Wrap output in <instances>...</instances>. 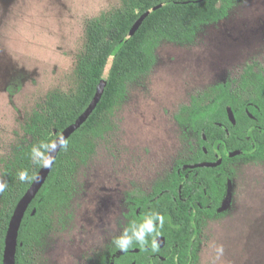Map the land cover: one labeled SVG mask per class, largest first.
<instances>
[{
    "label": "rangeland",
    "instance_id": "1",
    "mask_svg": "<svg viewBox=\"0 0 264 264\" xmlns=\"http://www.w3.org/2000/svg\"><path fill=\"white\" fill-rule=\"evenodd\" d=\"M121 6L122 0H0V175L2 162L28 140L25 126L38 106L74 86L87 25ZM156 56L79 168L73 218L38 264H91L116 248L113 238L133 223L130 200L154 194L179 160L197 153L190 110L213 102L220 87L254 88L244 69L264 70V0H242L203 26L193 44L163 41ZM223 171L228 181L217 215L204 218L197 264H264V164L233 157Z\"/></svg>",
    "mask_w": 264,
    "mask_h": 264
},
{
    "label": "trees",
    "instance_id": "2",
    "mask_svg": "<svg viewBox=\"0 0 264 264\" xmlns=\"http://www.w3.org/2000/svg\"><path fill=\"white\" fill-rule=\"evenodd\" d=\"M241 1L122 0L120 8L87 25L85 50L78 60L74 86L67 92L55 90L47 96L25 126L28 140L2 162L0 177L8 186L0 193V264H4L14 211L35 180L21 182L17 173L27 169L36 178L42 169L31 159L32 146L56 140L87 110L101 81H106L101 101L68 139L67 150L61 149L26 213L16 264H38L55 243L60 229L70 224L78 170L94 154L98 141L109 133V116L125 100L128 87L155 66L159 45L163 41L181 46L193 44L203 26L225 18ZM137 10V14L133 13ZM145 14L143 24L131 35ZM252 68L248 67L245 81L254 88L220 87L215 90L218 95L213 102L190 110L188 122L199 138L200 151L191 159L179 160L173 172L157 184L154 194L130 200L133 222L140 223L153 212L165 217L161 234L156 237L159 251L152 252L153 236L149 235V244L143 250L135 242L127 253L108 248L91 264H197L204 218L217 215L222 196L219 191L228 181L223 169L231 159L229 153L242 151L238 157L254 163L264 157V76L255 79ZM219 158L224 160L220 167L190 168L218 162Z\"/></svg>",
    "mask_w": 264,
    "mask_h": 264
},
{
    "label": "water",
    "instance_id": "3",
    "mask_svg": "<svg viewBox=\"0 0 264 264\" xmlns=\"http://www.w3.org/2000/svg\"><path fill=\"white\" fill-rule=\"evenodd\" d=\"M146 17H147V14H145L143 17H141V19H139V21L134 25L133 29L131 30L130 32L131 35H134L137 32V30L141 27ZM106 85H107L106 81L104 80L101 81L98 87L97 93L93 101L87 108V110L77 119V121L73 125H71L65 131H63L62 134L56 140H58L60 137H63L66 141H68V139L77 130H79L82 127V125L88 120V118L91 116V114L94 112L97 105L101 101ZM231 117H233L232 114H231ZM60 151L61 149H57L56 152H53L51 154L54 157L52 166L50 168L42 167L37 177L35 178L34 182L32 183L31 187L26 192V194L22 197V199L19 201L14 211L13 217L9 225L7 237H6L4 264H16L18 239H19V233H20L23 220L26 216V213L30 205L32 204V202L37 197L38 193L40 192V190L43 188L44 184L46 183ZM241 153L242 151H235L231 153L230 155L231 157H236L240 155ZM221 164H222V160H219L216 163H206V162L200 163L194 166H190V168H203V167L216 168L220 166Z\"/></svg>",
    "mask_w": 264,
    "mask_h": 264
},
{
    "label": "clouds",
    "instance_id": "4",
    "mask_svg": "<svg viewBox=\"0 0 264 264\" xmlns=\"http://www.w3.org/2000/svg\"><path fill=\"white\" fill-rule=\"evenodd\" d=\"M67 147L68 143L63 137L51 142H41L39 145L34 144L31 148V159L35 164L50 168L54 161L51 154L56 152L57 149L67 150ZM17 177L21 182H30L35 179L34 176L29 175L27 169L19 171ZM7 186L6 181L0 180V193H3ZM157 221L159 222V228L157 227ZM164 221L165 217L162 214L158 212L150 213L143 218L142 222H133L128 228H125L121 235L113 238L112 243L117 249L125 253L134 246V242L143 250L145 245L149 244L147 237L152 235L151 250L152 252H158L159 244L156 237L161 234L159 229L163 228ZM217 251L222 253L223 249L219 248Z\"/></svg>",
    "mask_w": 264,
    "mask_h": 264
},
{
    "label": "flooded vegetation",
    "instance_id": "5",
    "mask_svg": "<svg viewBox=\"0 0 264 264\" xmlns=\"http://www.w3.org/2000/svg\"><path fill=\"white\" fill-rule=\"evenodd\" d=\"M255 73L254 72H252L253 73V75L252 76H254V78L255 79H258V75H262V76H264V70H263V68L262 67H260L259 65H256L255 67ZM247 70H248V67H246L245 69H244V74H246L247 73ZM261 142H264V136H262L261 137ZM200 149H201V147H200V145H199V148H198V150L200 151ZM233 153V152H232ZM231 153H229V157H231V155H230ZM236 157H238V156H236ZM233 157H231V159H232ZM219 160H222V163L224 162V160H223V158H219ZM218 160V161H219ZM216 163V162H215ZM254 163V162H253ZM255 163H262V164H264V157H262L261 158V160L259 161V162H255ZM222 165V164H221ZM220 165V166H221ZM220 166H218V167H220ZM217 168V167H216Z\"/></svg>",
    "mask_w": 264,
    "mask_h": 264
}]
</instances>
